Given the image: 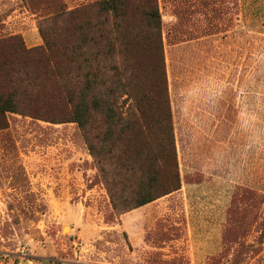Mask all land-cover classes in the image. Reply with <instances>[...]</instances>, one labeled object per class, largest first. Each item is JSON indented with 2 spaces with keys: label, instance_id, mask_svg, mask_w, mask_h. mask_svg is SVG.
<instances>
[{
  "label": "rangeland",
  "instance_id": "374dc122",
  "mask_svg": "<svg viewBox=\"0 0 264 264\" xmlns=\"http://www.w3.org/2000/svg\"><path fill=\"white\" fill-rule=\"evenodd\" d=\"M101 1L0 0V38L57 45L95 22ZM146 1H126L132 24L143 20ZM156 1L179 180L201 185L191 187L198 193L190 206L184 196L136 206L173 187L169 167L158 169L156 108L131 131L92 112L96 155L77 123L8 114L0 130V264H192V240H212L216 227L223 244L206 264H264V0ZM114 21L110 15L107 26ZM131 56L129 73L112 71L111 79H158L150 50L137 46ZM129 95L120 86L116 101Z\"/></svg>",
  "mask_w": 264,
  "mask_h": 264
},
{
  "label": "trees",
  "instance_id": "16d2710c",
  "mask_svg": "<svg viewBox=\"0 0 264 264\" xmlns=\"http://www.w3.org/2000/svg\"><path fill=\"white\" fill-rule=\"evenodd\" d=\"M126 1L99 2L93 15L97 20L81 24L57 45L46 41L45 46L27 48L20 35L0 38V130L9 127L8 114L55 124L74 122L96 155L90 137L92 112L103 114L109 125L131 131L140 128V115L156 108L161 115L155 138L160 149L158 169L169 167L173 187L166 193L143 197L136 202L139 208L178 191L181 181L164 63L162 16L157 1L147 0L143 20L134 25L123 12ZM86 12L87 8L83 10ZM110 15L115 20L111 28L107 26ZM137 46L152 52L151 70L158 79H131L134 82L126 84L111 79L112 71L115 74L111 77L118 78L129 73L128 63L137 62L131 50ZM132 69L134 76L137 67ZM120 86L130 90L129 99L122 103L115 97Z\"/></svg>",
  "mask_w": 264,
  "mask_h": 264
},
{
  "label": "crops",
  "instance_id": "0c3cea01",
  "mask_svg": "<svg viewBox=\"0 0 264 264\" xmlns=\"http://www.w3.org/2000/svg\"><path fill=\"white\" fill-rule=\"evenodd\" d=\"M12 35H16V34H11L10 36ZM9 37V36H8ZM33 44H30L28 43L27 46L28 48H31ZM190 185L188 186H184V184L182 185L181 184V188L178 190V191H175L167 196H164L162 198H159L147 205H144L142 207H140V210H143L149 206H153L154 204H156V202H159L161 200H166V201H172L176 198H179L180 196H184L185 198V202H186V205L187 206H190V199L189 197H192L193 195L197 194L198 191L196 189H193L191 188L192 186H201V185ZM223 210V209H222ZM221 217V216H220ZM223 217L221 218V221H222ZM217 223H219V219H216ZM223 222V221H222ZM222 222H220V227H222ZM217 225V224H216ZM219 225V224H218ZM217 231V235L216 237H214V235L211 234V238L213 237V239H206L204 240V242H196L195 240H192L190 246H191V253H192V256L191 257V260H192V264L194 263H199V262H204V264H206L210 257L215 255L217 253V248L219 246V244H223V236L222 234L220 233L219 234V231H221L219 229V227H216ZM222 232V231H221Z\"/></svg>",
  "mask_w": 264,
  "mask_h": 264
},
{
  "label": "bare ground",
  "instance_id": "6f19581e",
  "mask_svg": "<svg viewBox=\"0 0 264 264\" xmlns=\"http://www.w3.org/2000/svg\"><path fill=\"white\" fill-rule=\"evenodd\" d=\"M65 230H66V231H68V230H69V228L67 227Z\"/></svg>",
  "mask_w": 264,
  "mask_h": 264
}]
</instances>
